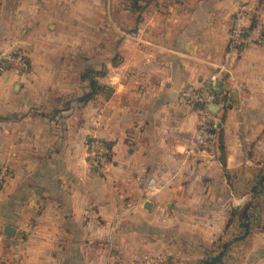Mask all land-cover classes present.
<instances>
[{
  "label": "crops",
  "instance_id": "0c3cea01",
  "mask_svg": "<svg viewBox=\"0 0 264 264\" xmlns=\"http://www.w3.org/2000/svg\"><path fill=\"white\" fill-rule=\"evenodd\" d=\"M120 1L0 0V53L29 64L0 78V264H264V45L228 50L233 0ZM107 55L110 93L62 83ZM217 82L210 162L181 95Z\"/></svg>",
  "mask_w": 264,
  "mask_h": 264
},
{
  "label": "built area",
  "instance_id": "2783aa9c",
  "mask_svg": "<svg viewBox=\"0 0 264 264\" xmlns=\"http://www.w3.org/2000/svg\"><path fill=\"white\" fill-rule=\"evenodd\" d=\"M243 16V14H242ZM229 49L235 50L248 45H264V23L258 22L255 26H247L245 20L236 21L229 35ZM29 64L22 53L2 52L0 53V77L8 73L27 74ZM182 100L195 107L197 114V139L196 151L204 154L210 162L218 155L217 138L215 134V120L210 113L214 107H222L223 104L217 100L214 90L188 88L182 92ZM111 149L98 141L92 144L88 155L93 165L101 169L108 165ZM5 172V170H4ZM2 179L0 177V183Z\"/></svg>",
  "mask_w": 264,
  "mask_h": 264
},
{
  "label": "rangeland",
  "instance_id": "374dc122",
  "mask_svg": "<svg viewBox=\"0 0 264 264\" xmlns=\"http://www.w3.org/2000/svg\"><path fill=\"white\" fill-rule=\"evenodd\" d=\"M133 3H134L133 0H121L120 1V7H123V8H125L126 6L132 7ZM145 4H146V2H141V1L138 2V6H139V10L140 11H136V12H139V13L140 12H143V9H144ZM250 5L253 8H257V7L258 8H261L260 5H264V0H233L232 1V9L235 8L234 9V16H233V19H232V22H231V25L232 26H234V24L236 23V21H239V20H245L247 26H255L256 23L262 22L259 19V17L255 16L254 9L252 10L251 7H250ZM246 13L249 14V15L247 16ZM242 14H243V16H242ZM134 17L135 16H132V18L130 20L131 22L134 21L133 20ZM137 18H138V16H137ZM123 19L126 20L127 17H124ZM262 23H264V22H262ZM232 26L230 27V30H231ZM121 35H122V33H121ZM229 35H230V31H229V34H228V44H227V48L231 52V54H234V55L237 56V55H240L248 47H258L257 45H248V46H245V47H239V48H237L235 50H230L229 49V46H228L229 45V39H230ZM123 36L125 37L124 33H123ZM107 46H108V49L106 51L107 52H110L112 50V47H113L112 46V42L110 40H109ZM107 56H108V60L107 61H104L103 62L104 63L103 65L99 64V62L98 63L97 62H94V63L89 64V68L92 69L93 73H90L89 72L87 74L88 75V78L85 79V80L82 79L80 81L81 82V85H82L81 87H79V80L78 79L77 80H63L62 83H64L65 86L69 84L71 86L72 85H75L77 87V89L81 88V90H76V91H89L90 92L91 91V85L90 84L92 82H96L97 85H98V91H109V93H110L111 87L102 84L100 82V80L102 78L107 77V75H108V69H107V67L108 68H111L112 65H114V66H117L118 65L119 57L117 58V60L116 59L114 60L113 56H111V55H107ZM100 74H102V75H100ZM83 85H85V88L83 87ZM202 88H200V89H202ZM96 91H97V89H96ZM181 99H183L182 98V95H181ZM93 143L94 142L90 143V145H89V148H88L89 149V153L91 152V148H92V144ZM89 153H88V155H89ZM110 158H111V154H110ZM110 158H109V161H108V165L106 167L101 168L100 169L101 171L105 172L109 168L110 161H111ZM88 160H89V158H88ZM89 162H90L89 164L91 166H94L93 163L90 160H89ZM1 168L2 167H0V170H1ZM1 184H2V182L0 183V186H1ZM147 193L150 196L153 195V192H147ZM146 197H148L147 194L145 195V198ZM136 257L137 258H135V260L138 263L143 262V261L145 263L148 262L145 256H140L139 257V255H138Z\"/></svg>",
  "mask_w": 264,
  "mask_h": 264
},
{
  "label": "trees",
  "instance_id": "16d2710c",
  "mask_svg": "<svg viewBox=\"0 0 264 264\" xmlns=\"http://www.w3.org/2000/svg\"><path fill=\"white\" fill-rule=\"evenodd\" d=\"M147 2L148 0H133V5H132V8L133 9H139V6H138V2ZM100 75H102V74H100ZM91 91L85 96V97H83L81 100L83 101V102H88V101H90L91 99H92V97L96 94V89H97V91H98V85H97V83L96 82H92L91 84ZM202 89H207V90H211L212 88L211 87H209V86H204ZM215 96H216V94H215ZM216 98H217V100L219 99L217 96H216ZM213 112V109L211 108L210 109V113L211 114H213L212 113ZM216 132H217V129L215 128V134H216ZM109 147V146H108ZM110 148V147H109ZM219 150H221V147H219ZM249 209L248 208H246V209H243L241 212H242V214H241V216L243 217V218H246V212L248 211ZM220 260V257L219 258H215V259H212L210 262H205L204 264H215L216 262H218Z\"/></svg>",
  "mask_w": 264,
  "mask_h": 264
},
{
  "label": "water",
  "instance_id": "95a60500",
  "mask_svg": "<svg viewBox=\"0 0 264 264\" xmlns=\"http://www.w3.org/2000/svg\"><path fill=\"white\" fill-rule=\"evenodd\" d=\"M214 86H215V93H216V95H220L221 94V91H220L221 83L220 82H217V83H215ZM148 207H149V205H148ZM3 234L6 237H8V238L14 237V235H15V229L12 228V227L6 226L3 229ZM261 254L264 255V249L261 251Z\"/></svg>",
  "mask_w": 264,
  "mask_h": 264
}]
</instances>
